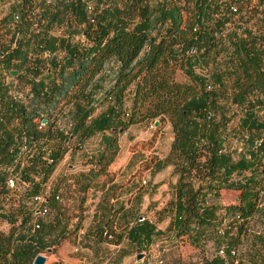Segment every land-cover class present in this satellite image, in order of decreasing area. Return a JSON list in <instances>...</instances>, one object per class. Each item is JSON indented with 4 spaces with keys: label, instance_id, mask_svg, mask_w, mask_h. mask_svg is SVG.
<instances>
[{
    "label": "trees",
    "instance_id": "16d2710c",
    "mask_svg": "<svg viewBox=\"0 0 264 264\" xmlns=\"http://www.w3.org/2000/svg\"><path fill=\"white\" fill-rule=\"evenodd\" d=\"M6 2L0 19V264H34L66 237L48 243L43 217L33 231L36 195L54 211L63 194L67 200L85 195L115 163L111 151L119 136L162 116L174 138L156 166L171 162L178 173L170 227L139 217L120 233L111 211L97 224L96 239L117 246L126 237L142 254L186 241L201 248L217 235L225 257L203 255L189 264H236L232 249L245 240L264 198V94L255 84L264 72V0L249 17L243 8L250 0H0V8ZM188 5L191 20L185 19ZM179 71L191 83L179 82ZM98 135L100 150L84 156L89 170L49 189L65 156L84 152ZM232 138L242 143L240 151L231 149ZM9 177L27 190L17 202ZM231 189L241 191L240 203L219 206L221 191Z\"/></svg>",
    "mask_w": 264,
    "mask_h": 264
},
{
    "label": "rangeland",
    "instance_id": "374dc122",
    "mask_svg": "<svg viewBox=\"0 0 264 264\" xmlns=\"http://www.w3.org/2000/svg\"><path fill=\"white\" fill-rule=\"evenodd\" d=\"M13 1L15 0H11V2ZM9 2H6L0 8V19L9 8ZM259 5L260 0H250L248 8H243L244 13L247 14L246 17H249L248 14L253 15L255 10L260 8ZM184 11L185 19L191 20L194 14L192 5H188ZM177 80L182 83H191L190 78L183 71L177 73ZM255 84L257 91L264 94V72L257 73ZM156 122H159L158 126H155ZM173 138V129L167 118L162 116L151 124L143 123L142 125L131 126L127 133L119 136L118 145L112 149L115 150V154L112 156L117 158L114 169H120L118 184L128 185V183L133 181V185H131L134 187V191H128L127 188L123 189V198L120 200L119 206L126 208L128 211L134 210L137 218L142 217L154 221L162 230L170 227L174 217L173 203L178 173L175 170L174 163L166 162V167L161 170H158L156 163L166 160ZM96 144L94 142L90 145L92 150L96 148ZM241 147L242 143H238L233 138L231 139L232 150L237 149L240 151ZM133 155H137V157L129 165L134 157ZM81 168H83V165L79 166V169ZM262 168H264V165ZM64 170H68V163L65 165ZM115 170L113 171L115 172ZM245 176L249 177L250 173H245ZM244 179L242 180L244 181ZM52 182L49 184L50 186L53 185ZM17 187L18 192H15L14 195L12 194L11 199L13 202L21 200L22 194L25 193L23 187H20L18 183H16ZM138 188H140V191L136 192ZM132 192H134L135 197L139 193V198L136 197L133 201ZM240 195L241 191L239 190H223L217 203L223 207L239 204ZM65 199L69 198L66 196ZM258 210L260 211L256 218L249 223L251 229H257L264 225V198L260 200ZM120 226L127 227V223L122 222ZM6 228L8 229V227ZM223 228L220 227V229ZM257 237L256 235H252L250 238L252 242L248 241L250 251L242 252L239 258L241 264H264L263 239L260 241ZM217 238V235L210 236L201 248H195L188 241L176 243L174 246L168 244L169 248H166L165 254L158 257L159 262H161L159 264H189L198 261L203 255L210 258L214 257L220 247V240H217ZM157 245L154 246V250L159 252V246ZM42 255L47 257L46 264H54L57 262L59 252H57V256L55 257H52L48 252Z\"/></svg>",
    "mask_w": 264,
    "mask_h": 264
},
{
    "label": "crops",
    "instance_id": "0c3cea01",
    "mask_svg": "<svg viewBox=\"0 0 264 264\" xmlns=\"http://www.w3.org/2000/svg\"><path fill=\"white\" fill-rule=\"evenodd\" d=\"M102 135L95 136L86 145L84 152L75 155L67 154L63 162L58 165L49 184L54 180L49 189H56V184L68 174L78 172H87L90 165L85 162V153H93L100 150ZM96 142V148L91 149L90 145ZM90 154V155H91ZM89 158V157H88ZM91 158V157H90ZM117 160V158H116ZM115 163L97 180L98 185L87 190L85 195L79 196L72 194L71 200H66L63 194V200L59 211L50 210L48 217L44 218V223L49 226V234L46 236L48 243H53L59 239V236L65 233V238L59 240L57 244L53 243V248L48 250L52 257H59L57 261L61 264H159V255H164L168 246H159V252L154 250V246L145 253H142V259H139L141 253L126 239L120 245H110L101 243L96 239L97 224H104L112 217L111 211L116 218V231L127 233L134 225L137 217L134 210L128 211L119 206L122 200V191L127 188L128 191H134L133 181L125 185H119V170L114 169ZM68 163V170H64ZM83 168L79 169V166ZM115 170V172L113 171ZM132 184V185H131ZM30 189V188H29ZM25 191H27L25 189ZM29 192L31 190H28ZM140 188L136 190L139 192ZM37 193L30 195L32 198ZM132 199L139 198L132 192ZM120 209V210H119ZM61 222V226L55 230V226ZM127 223V227L120 226V223ZM67 227V229H65ZM174 249V248H173ZM172 250V249H171ZM175 250V249H174Z\"/></svg>",
    "mask_w": 264,
    "mask_h": 264
},
{
    "label": "built area",
    "instance_id": "2783aa9c",
    "mask_svg": "<svg viewBox=\"0 0 264 264\" xmlns=\"http://www.w3.org/2000/svg\"><path fill=\"white\" fill-rule=\"evenodd\" d=\"M23 152H28L27 146L23 147ZM16 178L15 177H9L7 179V185L11 188H16ZM60 199V197H57V201ZM45 198L42 195H36L31 204H32V210L33 214L35 215V225L33 227V231H36L41 228L40 223L37 222L38 218H45L48 217L50 214V208L45 203ZM140 221H145V218L140 217ZM253 221V220H252ZM251 223V222H250ZM256 235L258 237L264 238V225L257 229H251V227L247 226V234L245 236V240L243 243L236 249H232V255L236 258V264H238L239 258L242 254V252H249L250 247L248 245V241L252 242L251 236ZM227 248L226 246H222L219 248L218 252L216 253V256L225 257ZM263 252H264V245H263Z\"/></svg>",
    "mask_w": 264,
    "mask_h": 264
},
{
    "label": "water",
    "instance_id": "95a60500",
    "mask_svg": "<svg viewBox=\"0 0 264 264\" xmlns=\"http://www.w3.org/2000/svg\"><path fill=\"white\" fill-rule=\"evenodd\" d=\"M11 72H12V75L13 76H17L18 75V72L17 71H11ZM43 123L46 124L47 123V120H44ZM158 124H159V122H156L155 123V126H158ZM123 131H124V129H121V132H123ZM111 154L114 155L115 154V150H112L111 151ZM142 257H143V255L141 254L140 257H139V259H142ZM46 262H47V257L44 256V255H42V254H39L36 257V259L34 260V264H46Z\"/></svg>",
    "mask_w": 264,
    "mask_h": 264
}]
</instances>
